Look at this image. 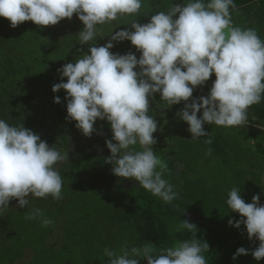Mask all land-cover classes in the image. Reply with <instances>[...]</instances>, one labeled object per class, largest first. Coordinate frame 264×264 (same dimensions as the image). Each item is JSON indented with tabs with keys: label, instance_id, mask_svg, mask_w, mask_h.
Returning a JSON list of instances; mask_svg holds the SVG:
<instances>
[{
	"label": "clouds",
	"instance_id": "obj_1",
	"mask_svg": "<svg viewBox=\"0 0 264 264\" xmlns=\"http://www.w3.org/2000/svg\"><path fill=\"white\" fill-rule=\"evenodd\" d=\"M146 2L0 0V17L15 28L27 21L54 26L77 16L83 28L76 35L87 52L58 69L61 82L53 85L52 92H66L67 119L75 121L84 136L91 137L97 120L107 121L112 138L105 140L110 151L105 161L113 166L112 174L137 181L139 188L169 205L179 193L163 178L169 165L153 149L158 122L149 114L150 101L159 94L168 108L185 102L177 117L188 125L191 140L209 137L205 143L211 145L205 124L244 125L248 109L264 99V40L255 28L233 24L230 9L236 8L234 0H183L151 15L148 23L135 20L130 28L111 31L106 44L96 45V38L104 37L99 26L139 14ZM122 41H129L139 58L133 52L111 51L114 42ZM212 75L215 80L208 95L192 98L194 90ZM54 103H61L59 96ZM66 160L67 151L49 146L24 124L11 125L0 118V215L13 199L21 209L30 204L29 197L62 199L63 178L56 165ZM259 200L254 195L246 203L238 186L227 194L230 212L240 216L230 219L229 226L240 229L243 225L248 239L259 241L250 252L238 248L233 260L249 254L257 262L264 259V205ZM24 218L37 220L42 227L53 223L40 208H31ZM174 230L191 236L158 251L146 241L130 250L122 248L119 255L105 247L107 264H140L141 260L146 264H208L204 253L209 252V245L197 239L196 225L181 220Z\"/></svg>",
	"mask_w": 264,
	"mask_h": 264
},
{
	"label": "trees",
	"instance_id": "obj_2",
	"mask_svg": "<svg viewBox=\"0 0 264 264\" xmlns=\"http://www.w3.org/2000/svg\"><path fill=\"white\" fill-rule=\"evenodd\" d=\"M177 1L147 0L139 14L123 17L120 28L114 33L130 28L135 20L140 24L150 22L151 15L166 11ZM234 3L235 10L230 9L233 24L255 28L264 40V0H234ZM82 28L75 14L71 20L64 19L46 27L27 21L12 28L10 21L0 17V118L11 125L24 124L49 146L67 151L69 158L56 165L63 178L62 199L29 197L30 204L23 209L13 199L9 209L0 215V264H107L105 247L119 255L122 248L130 250L133 246H142L145 241L157 251L173 246L176 241L191 236L186 231L174 229L181 220H186L183 210L202 207L201 186H204L203 194H209L205 196L210 199L211 208L212 204L216 208L224 203L227 214L231 213L232 217L238 214L230 212L226 204L228 193L221 198L216 190L207 189L202 163L209 165L213 158L244 176V170L236 171L238 159L246 164L256 160L264 172V123H261L264 121V99L248 109V122L239 130L215 125L206 127L208 124H205L204 130L215 140L208 145L201 138L191 140L188 125L177 117L176 113L185 102L177 104L179 108L175 105L168 108L159 94H155L149 112L158 122V130L153 134L156 140L153 149L168 163L169 171L163 178L174 185L179 196L173 204L166 205L139 188L137 181L114 176L113 166L105 161L110 156L105 140L112 138L108 122L97 120L91 137L84 136L75 127V121L67 119L66 92H52L53 85L61 82L58 69L87 52V46L82 47L76 35ZM111 51L121 55L133 52L137 58L140 56L129 41L114 42ZM214 80L215 76H210L203 87L194 90L192 98L207 96ZM55 96L60 97V104L54 103ZM172 120H176V127ZM163 133H168L169 139ZM250 142L255 150L248 147ZM183 146L188 151H181ZM209 148L210 155L207 154ZM180 166L186 168L181 171ZM251 177L260 179L255 174ZM211 181L212 184L219 182L215 177ZM243 189L241 193L246 192ZM251 192L264 202L263 186H255ZM31 208L42 209L53 223L42 227L37 220H26L25 213ZM214 213L206 215L208 220H223V214L216 210ZM200 218L203 219V215ZM196 221L192 223L198 229L197 239L206 241L210 231L217 230L213 229L211 221L202 225ZM29 253L32 257L25 262ZM208 255L217 261L220 251L212 250ZM140 264L146 261L141 260Z\"/></svg>",
	"mask_w": 264,
	"mask_h": 264
},
{
	"label": "rangeland",
	"instance_id": "obj_3",
	"mask_svg": "<svg viewBox=\"0 0 264 264\" xmlns=\"http://www.w3.org/2000/svg\"><path fill=\"white\" fill-rule=\"evenodd\" d=\"M183 0H178L176 4H182ZM120 19L111 22L108 25H102L99 26L101 29V36H104L103 38L97 37L96 38V44L98 46H103L104 44L107 43V40L110 38V36H107L111 31L118 30L120 28ZM113 31V33H114ZM203 96V95H202ZM175 107L179 108V105H175ZM179 109L178 111H180ZM173 121V120H172ZM174 125L176 124V120L172 122ZM206 127L214 126V125H205ZM244 125L241 126H236V127H229L231 129L239 130L243 127ZM176 127V125H175ZM216 127V126H214ZM163 132V131H162ZM168 134V133H167ZM166 133H163L165 135V138L169 139V136H167ZM201 138V139H200ZM199 139L202 141H205L206 139L202 138H208V137H200ZM215 140H212V143L214 144ZM211 143V144H212ZM248 147H251L252 149L255 150L254 144L252 142L248 143ZM188 151L186 146L181 147V151ZM239 156V155H238ZM239 157H237L238 159ZM259 160V159H257ZM237 167L236 171H245L244 176H239L235 173V170L233 168L231 169L229 165L223 164L219 160L213 159L209 165H205V163L201 164V168L204 171L205 179L208 181L206 186L207 189H212L216 190V193L219 195V197L223 198L227 193L228 189L233 188L234 186H238L240 188H244L243 192L241 193L242 198L245 200L246 203H251L252 197L254 195H257L256 193L251 192V189L254 188L255 186H263L264 187V172H262L259 169L260 163L256 160H254L252 163H242L240 158L238 159L237 163L235 164ZM185 166H180V170L182 171L185 169ZM246 171H249V173H246ZM225 174H227V177H225ZM255 174L260 176L259 181L256 179H252L251 175ZM197 175V173H195ZM219 180L217 184H212L211 179ZM204 186H201L202 190V195L200 197V201L202 202V207L200 206H195V209H185L183 210L182 216L188 221V222H195L198 223L199 225H202L205 221L206 223L211 221L212 222V227L213 232L210 231V236L209 238L205 241L209 245V252L205 253L206 260L208 264H248V260H253L256 263L259 264L252 256L251 254L246 255V256H239L236 258V260H233V256L236 253L237 249L240 247H244L246 250L250 252L251 246L257 247L259 245V241H256L255 239L249 240L247 236L246 230H244V226L241 225L240 229H236L235 227L229 226V220H239L240 216L239 214L237 215H231V213L227 214V208L224 207L222 204L217 205L216 208L213 207L211 208V201L210 199H207L209 194H203ZM216 187L217 189H214ZM261 205H264V202L259 201ZM200 205V204H199ZM216 210V213L223 214L222 218L223 220H208L206 215L208 213L215 214L214 211ZM226 210V211H225ZM230 214V215H229ZM203 215V219L200 218V216ZM218 234V237L215 235ZM215 235V236H214ZM233 239V240H232ZM212 250H218L220 251V255L217 256V261H214L209 257V253ZM32 255L29 253V255L26 257L25 262H29L31 259ZM261 263L264 264V259L261 260Z\"/></svg>",
	"mask_w": 264,
	"mask_h": 264
},
{
	"label": "flooded vegetation",
	"instance_id": "obj_4",
	"mask_svg": "<svg viewBox=\"0 0 264 264\" xmlns=\"http://www.w3.org/2000/svg\"><path fill=\"white\" fill-rule=\"evenodd\" d=\"M255 248V246L253 245V246H251V248H250V251L252 250V249H254ZM256 262L255 261H253V260H251V261H248V264H255ZM259 264H262L261 263V261H259L258 262Z\"/></svg>",
	"mask_w": 264,
	"mask_h": 264
},
{
	"label": "crops",
	"instance_id": "obj_5",
	"mask_svg": "<svg viewBox=\"0 0 264 264\" xmlns=\"http://www.w3.org/2000/svg\"><path fill=\"white\" fill-rule=\"evenodd\" d=\"M261 123H264V121H262Z\"/></svg>",
	"mask_w": 264,
	"mask_h": 264
}]
</instances>
